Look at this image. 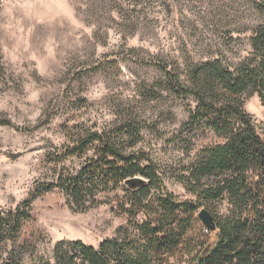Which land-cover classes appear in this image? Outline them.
<instances>
[{
    "label": "rangeland",
    "instance_id": "obj_1",
    "mask_svg": "<svg viewBox=\"0 0 264 264\" xmlns=\"http://www.w3.org/2000/svg\"><path fill=\"white\" fill-rule=\"evenodd\" d=\"M262 4L0 0V214L30 206L19 230L0 243V259L14 254L20 264H52L57 242L96 247L127 226L108 204L81 213L57 190L33 198L55 169H79L83 159L60 156L55 165L51 157L86 130L108 132L133 121L141 137L135 149L157 164L166 191L195 203L181 177L206 141L200 134L181 138L196 104L161 89L160 69L188 89L192 67L216 58L238 64L250 53L252 31L264 24ZM244 110L257 127L264 124L256 95Z\"/></svg>",
    "mask_w": 264,
    "mask_h": 264
},
{
    "label": "trees",
    "instance_id": "obj_2",
    "mask_svg": "<svg viewBox=\"0 0 264 264\" xmlns=\"http://www.w3.org/2000/svg\"><path fill=\"white\" fill-rule=\"evenodd\" d=\"M259 10L264 12V4ZM248 41L250 53L232 67L220 58L192 67L188 89L160 69L161 89L177 98L191 96L196 104L181 138L200 134L206 141L181 177L195 203L166 191L157 164L135 149L141 137L133 121L108 132L83 131L51 157L55 165L60 156L83 162L77 170L55 169L54 180L40 183L34 199L57 190L73 211L108 204L127 220L96 247L57 242L52 264H264V124L257 127L244 110L253 95L264 109V24ZM22 206L0 214V243L29 217V202ZM202 208L212 215L214 232L195 217ZM0 264L20 263L13 254Z\"/></svg>",
    "mask_w": 264,
    "mask_h": 264
},
{
    "label": "water",
    "instance_id": "obj_3",
    "mask_svg": "<svg viewBox=\"0 0 264 264\" xmlns=\"http://www.w3.org/2000/svg\"><path fill=\"white\" fill-rule=\"evenodd\" d=\"M198 218L202 226L207 232H214L216 230L215 223L211 214H209L205 209H200L198 212Z\"/></svg>",
    "mask_w": 264,
    "mask_h": 264
}]
</instances>
